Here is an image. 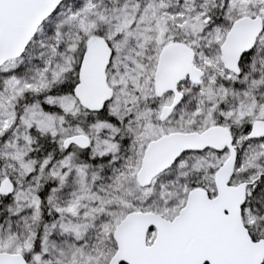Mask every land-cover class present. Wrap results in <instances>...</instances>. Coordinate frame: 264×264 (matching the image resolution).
<instances>
[{"label":"snow or ice","instance_id":"snow-or-ice-1","mask_svg":"<svg viewBox=\"0 0 264 264\" xmlns=\"http://www.w3.org/2000/svg\"><path fill=\"white\" fill-rule=\"evenodd\" d=\"M0 264H264V0H0Z\"/></svg>","mask_w":264,"mask_h":264}]
</instances>
